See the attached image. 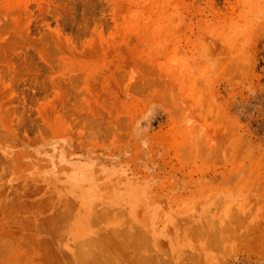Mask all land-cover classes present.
Listing matches in <instances>:
<instances>
[{
    "label": "rangeland",
    "instance_id": "obj_1",
    "mask_svg": "<svg viewBox=\"0 0 264 264\" xmlns=\"http://www.w3.org/2000/svg\"><path fill=\"white\" fill-rule=\"evenodd\" d=\"M0 264H264V0H0Z\"/></svg>",
    "mask_w": 264,
    "mask_h": 264
},
{
    "label": "bare ground",
    "instance_id": "obj_2",
    "mask_svg": "<svg viewBox=\"0 0 264 264\" xmlns=\"http://www.w3.org/2000/svg\"><path fill=\"white\" fill-rule=\"evenodd\" d=\"M156 233V232H155Z\"/></svg>",
    "mask_w": 264,
    "mask_h": 264
}]
</instances>
